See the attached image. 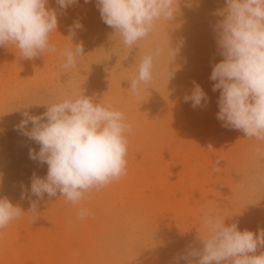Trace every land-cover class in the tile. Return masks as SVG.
Instances as JSON below:
<instances>
[{
	"label": "rangeland",
	"instance_id": "374dc122",
	"mask_svg": "<svg viewBox=\"0 0 264 264\" xmlns=\"http://www.w3.org/2000/svg\"><path fill=\"white\" fill-rule=\"evenodd\" d=\"M51 1L55 0L49 6L58 9L57 32L50 36L56 52L29 60L21 58L14 46L0 47V197L24 211L0 229V264H98L96 256L107 243V253L113 257L123 249L128 257L138 248L139 264H175L174 258L186 246H202V218L208 211L225 218L226 225L238 222L240 230L264 229V191L256 179L261 162L255 157L256 147L264 142L224 127L217 119L220 90H212L216 82L210 75L223 57L216 43V22L201 27L202 13L183 14L184 2L193 7L206 1L207 16L215 17L225 0H181L170 25L157 22L158 36L150 35L125 50L114 29L101 20L94 0L88 4L80 0L64 12ZM76 20L83 27L72 42H83L85 56L76 67L65 69L60 50L71 44L69 27ZM97 35L103 39L98 41ZM168 37L173 48L183 41L170 64L173 80L158 86L163 73L154 67L153 80L140 95L134 94L129 80L139 57L157 47L166 49ZM109 48L115 49L117 60L128 61L125 69L103 57ZM168 62L166 56L156 61L167 68ZM193 82L207 94L206 105L194 108L184 101ZM83 92L125 114L131 126L126 133V175L93 189L78 204L60 198L59 192L51 198L45 194L43 199H22V185L30 190L33 173L45 177L47 164L32 160L27 173L12 177L17 155L21 153V162L28 164L25 153L40 147L16 130L21 113L40 115L47 108L40 104ZM175 97L182 102L168 110ZM137 130L143 133L135 140ZM216 159L221 160L218 166ZM31 201H37L39 212L34 222ZM82 208L90 214L79 218ZM135 211L142 215L143 231L132 240L120 228L124 219L135 223ZM261 252L264 248L256 254Z\"/></svg>",
	"mask_w": 264,
	"mask_h": 264
},
{
	"label": "clouds",
	"instance_id": "9594fccd",
	"mask_svg": "<svg viewBox=\"0 0 264 264\" xmlns=\"http://www.w3.org/2000/svg\"><path fill=\"white\" fill-rule=\"evenodd\" d=\"M85 4L93 0H83ZM181 0H94L101 20L114 29L127 48L152 35L158 36L157 22H170L180 12ZM80 3V0H55L59 12ZM50 0H0V47L14 46L23 59H34L45 52L57 51L50 36L58 28V9ZM220 17L214 25L219 54L223 59L214 64L210 80L213 91L220 90L217 119L222 126L242 131L247 138L264 142V0H225V7L216 10ZM83 27L79 20L69 27L71 44L60 54L63 67H76L85 56L83 42L72 39ZM183 41L173 48L157 47L139 57L130 82V89L140 95L153 80L155 63L168 58L167 82L172 77L170 64ZM185 102L194 108L206 105L207 94L196 82ZM46 105V111L32 115L21 113L16 130L35 141L39 151L30 148L29 159L47 164L46 176L33 173L30 190L22 185L21 198L43 199L60 193L66 201L78 204L93 189L99 190L126 175L128 140L131 126L125 114L110 104L84 94L67 95ZM20 107V108H27ZM18 108L17 110H19ZM32 127L29 129L28 125ZM260 163L257 181L264 186V143L255 149ZM219 159L214 163L218 166ZM33 222L38 218L37 201H31ZM24 211L7 197H0V229L19 219ZM80 209L78 217L89 215ZM204 235L200 248L186 246L174 258L175 264H264V229L240 230L237 223L225 224V218L208 211L202 218Z\"/></svg>",
	"mask_w": 264,
	"mask_h": 264
},
{
	"label": "bare ground",
	"instance_id": "6f19581e",
	"mask_svg": "<svg viewBox=\"0 0 264 264\" xmlns=\"http://www.w3.org/2000/svg\"><path fill=\"white\" fill-rule=\"evenodd\" d=\"M51 5H55V1H51ZM206 6H207V2L206 1H203L202 4H199V5H196V6H193V7L189 6V5H186V2H184L183 14H184V16H186V15H191L194 12L202 13L200 26L201 27H206L210 22H216L217 20L220 19V17H218V16H215V17L207 16L206 10H205ZM175 28H178V25H175ZM97 38H98V41H101L103 39L99 35H97ZM188 48H189V45L187 44L186 49H188ZM125 49L126 48L124 46L123 50H125ZM114 50H115L114 48H109L105 52L103 57L106 60L110 61L113 65H117L118 67H122L123 69H125L128 61L126 59L117 60L116 57H114V54H115ZM117 50H119V49H117ZM179 61H180V59H179ZM155 67L158 69L159 72L163 73V77L161 78V82L158 83V86H161L162 83L167 82V76H166V74L164 72L167 73V69L168 68L166 66H161L159 63H155ZM170 71L173 72V75L169 79V81L173 80V77H174V69H173V67H172V69H170ZM109 95L115 96L114 93H111ZM177 98H179V97H177ZM179 102L181 103L182 100H176V97H175L174 100H173V105L172 106H168L169 107L168 110L174 109L175 106H177V104ZM142 133H143L142 130H137L135 132V134H134V139L138 140L142 136ZM20 156H21V153L19 155H17V158L14 159V160L17 159L18 163L15 162V163L12 164V168L14 170H16V171H14L12 173V175H13L12 177L14 179H16L14 177L15 175L17 177H18V175H23V174L27 173L29 171V169L31 168V165H29V164L32 162V160L29 159V152L25 153V156H26L25 162H27L28 164L24 165L21 162V160H20ZM36 172H38V171H36ZM2 182L3 181H0V184ZM24 182L28 183L27 180H25ZM259 190H263L264 191V186H260ZM0 193H1V191H0ZM132 216L135 219V223H132L129 220L124 219L122 221L123 222V226H121L120 229H125L127 232H129V234L131 236L130 238L132 240H134L135 239L134 236L136 235V233L143 231L142 223H143L144 220L142 219V215H140L139 213H136V211L134 213H132ZM27 245L29 247V244H27ZM114 247H116V245ZM109 248H110V244L107 243V244H105V247H104L103 251H99V254L96 256L98 264H139L138 259H137V256H138V253H139V249L138 248L136 250L134 249V253L133 254H129L128 257H127L128 253L124 249L122 251L117 252L116 256H114V257H113V255L110 256L109 253H107V251H108L107 249H109ZM124 251L126 253H124Z\"/></svg>",
	"mask_w": 264,
	"mask_h": 264
}]
</instances>
